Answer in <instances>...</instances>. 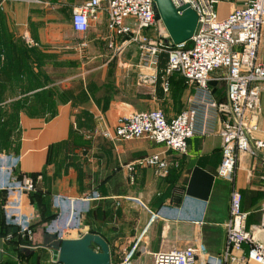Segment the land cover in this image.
<instances>
[{"label":"crops","instance_id":"1","mask_svg":"<svg viewBox=\"0 0 264 264\" xmlns=\"http://www.w3.org/2000/svg\"><path fill=\"white\" fill-rule=\"evenodd\" d=\"M85 1L0 4V155L18 160L13 177L34 182L31 194L38 206L37 214L34 207L27 210H35L36 216L30 247L11 244L12 236L3 242L0 263L50 264L54 254L42 247L45 219L57 212L66 218L72 205L76 230L66 239L101 236L112 264L130 253L132 264H153L155 254L187 247L196 249L199 263L221 264L230 182L216 175L220 139L194 137L187 155L179 156L147 139L116 142L100 135L133 112L161 109L171 119L185 108L192 89L182 90L184 80L177 74L170 77L168 95L159 80L155 85L138 82L137 47L128 42L119 46L125 37L116 39L114 48L108 46L105 12L90 22L86 33H75L72 13ZM218 1V15L224 18L245 0ZM257 57L264 66V30ZM218 83L211 85L224 95ZM260 110L256 136L264 138V84ZM156 152L173 163L163 177L151 168L127 170ZM254 165L245 157L236 171L244 211L256 210L262 201L264 167ZM240 171L246 172V187ZM7 172L8 163L0 164V186ZM246 192L258 194L248 208ZM4 199L0 191V211ZM258 220L252 214L248 223Z\"/></svg>","mask_w":264,"mask_h":264},{"label":"built area","instance_id":"2","mask_svg":"<svg viewBox=\"0 0 264 264\" xmlns=\"http://www.w3.org/2000/svg\"><path fill=\"white\" fill-rule=\"evenodd\" d=\"M4 1L0 0V4ZM170 1L176 9L188 5L200 25L190 40L177 45L156 18L153 0H86L73 11L71 28L75 33H86L90 22L105 12L108 46L114 48L116 39L123 37L126 41L119 46L125 42L136 45L138 82L155 85L159 80L162 93L168 95L170 77L177 74L192 89L185 108L175 117L167 119L161 109L133 112L117 118L113 130L105 129L100 135L116 142L147 139L179 156L187 155L190 139L217 136L221 141V160L216 175L230 182L225 241L219 260L221 264H264V175L262 201L256 210L242 209V195L235 185L237 167L243 158L254 160V169L264 167V138L256 136L260 132L264 84V66L257 57L264 30V0H245L224 18L218 15V0ZM164 53L166 62L160 67V56ZM213 82H224V95L216 93ZM17 162L0 155V164L8 163L6 181L0 186L5 193L3 211L7 223L31 243L33 219L27 210L33 207L29 194L35 186L27 176L13 177ZM170 165L173 163L162 152H156L126 167L130 172L136 167L151 168L163 177ZM252 214H257L259 220L249 224ZM58 216L55 213L51 223L59 224V228L48 229L47 224L44 231L66 239L76 230L72 205L66 218ZM4 238L7 242L12 235ZM196 253L192 247L160 252L155 254L153 264H201ZM131 255L126 254L117 264H132ZM50 264L59 263L52 260Z\"/></svg>","mask_w":264,"mask_h":264},{"label":"water","instance_id":"3","mask_svg":"<svg viewBox=\"0 0 264 264\" xmlns=\"http://www.w3.org/2000/svg\"><path fill=\"white\" fill-rule=\"evenodd\" d=\"M153 3L156 18L162 21L174 45L190 40L197 33L200 27L198 17L188 5L176 9L170 0H153ZM7 232L13 235L18 229L9 227ZM4 241L6 239L0 237V262ZM42 247L51 250L54 260L59 264H112L107 242L96 234L87 233L77 239H61L55 233L44 231Z\"/></svg>","mask_w":264,"mask_h":264},{"label":"trees","instance_id":"4","mask_svg":"<svg viewBox=\"0 0 264 264\" xmlns=\"http://www.w3.org/2000/svg\"><path fill=\"white\" fill-rule=\"evenodd\" d=\"M165 62H166V53L161 54V56H160V65L159 66L160 67L164 66ZM257 195L258 194L256 192H250L249 194L246 192L245 193V196H244L245 201L249 200L250 203L247 206L245 205L244 208H248L250 206V204H251V200H253L254 198H256ZM29 197H30V203H31V205L36 210L38 208V206L36 204L37 201L35 199L34 194H31L30 193L29 194ZM38 201L39 202H42L41 200H38ZM36 214H37V210H36ZM54 217H55V214L54 215H50L47 219H45L46 224H48L49 222H51L54 219ZM33 221H34V219L32 220L31 225H30V228H31L32 231H33ZM9 227H11V225H9L7 223L6 218H5V214H4V211H3V208H2V211H0V237H3L4 238L5 236L8 235L7 230H8ZM12 236L15 238V240L12 241V242H10L11 244H15V245H19V244L20 245H27V244H30L26 239L21 238V236L18 233H14ZM0 264H12V263L10 261H6V262L0 263ZM35 264H39V262H35Z\"/></svg>","mask_w":264,"mask_h":264},{"label":"rangeland","instance_id":"5","mask_svg":"<svg viewBox=\"0 0 264 264\" xmlns=\"http://www.w3.org/2000/svg\"><path fill=\"white\" fill-rule=\"evenodd\" d=\"M58 26L59 27H61L60 26V23L58 24ZM120 71V78H119V80H120V82L123 80V78L122 77H124V73H123V69H120L119 70ZM130 74H131V72H129ZM181 83H182V86H181V88H182V90H184L185 89V87L187 88V85L185 84V82L184 81H181ZM180 88V89H181ZM224 84L222 83V82H219L218 83V85H217V90L220 92V91H222V94H223V92H224ZM171 96H173V94L171 95ZM179 103H180V101H178ZM249 160H247V162H248ZM240 174L242 175V178H243V180H242V184L246 187L247 186V184L246 183H244V182H247V180H246V172H242V171H240ZM252 186H258V181H253L252 182ZM35 210H32L31 209V212H30V214H31V217H32V219H35V212H34ZM46 227V226H45ZM45 227H44V229H45ZM47 228L48 229H57V228H59V224H56L55 222L52 224L51 222H49L48 223V225H47Z\"/></svg>","mask_w":264,"mask_h":264}]
</instances>
